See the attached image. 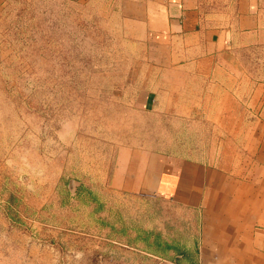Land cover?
Here are the masks:
<instances>
[{
  "label": "rangeland",
  "instance_id": "rangeland-1",
  "mask_svg": "<svg viewBox=\"0 0 264 264\" xmlns=\"http://www.w3.org/2000/svg\"><path fill=\"white\" fill-rule=\"evenodd\" d=\"M212 2L204 0L217 9ZM118 6L0 0V264H164L159 254L171 251L157 241L194 248L193 215L111 185L117 152L145 147L211 163L233 153L216 100L264 82V45L233 48L213 78L170 87L180 92L167 95L170 107L162 98L144 106L145 89L177 84V75L147 61ZM81 185L96 199L77 196Z\"/></svg>",
  "mask_w": 264,
  "mask_h": 264
},
{
  "label": "crops",
  "instance_id": "crops-1",
  "mask_svg": "<svg viewBox=\"0 0 264 264\" xmlns=\"http://www.w3.org/2000/svg\"><path fill=\"white\" fill-rule=\"evenodd\" d=\"M118 13L145 46L147 61L177 75V84L164 77L145 89L144 106L162 98L170 107L167 95L180 93L170 87H186L188 77L213 78L216 61L233 48L264 45V0H217V9L204 0H119ZM223 90L214 117L233 133V153L211 163L124 146L110 181L117 190L157 195L193 215L198 264H264V82ZM175 256L164 264H188Z\"/></svg>",
  "mask_w": 264,
  "mask_h": 264
},
{
  "label": "trees",
  "instance_id": "trees-1",
  "mask_svg": "<svg viewBox=\"0 0 264 264\" xmlns=\"http://www.w3.org/2000/svg\"><path fill=\"white\" fill-rule=\"evenodd\" d=\"M83 190H86V192L90 195V199H96V196L89 189L84 188L82 185L79 186L76 190L77 196H80ZM157 238L158 237L156 236V239ZM155 244H158L159 246L161 245L163 249L165 250L167 249L172 252V254L170 252L169 256H167V254H159V255L166 257L167 259L171 260L176 257L175 255L180 254L181 259H183L185 262H188V264H198L196 252L193 249L187 250V248H180L176 243H172L169 241H164L162 243L157 241Z\"/></svg>",
  "mask_w": 264,
  "mask_h": 264
}]
</instances>
